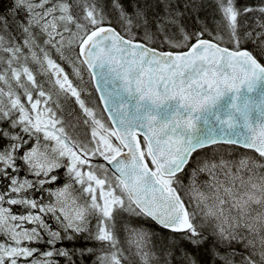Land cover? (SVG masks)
Segmentation results:
<instances>
[{
  "label": "snow or ice",
  "instance_id": "6c2138e0",
  "mask_svg": "<svg viewBox=\"0 0 264 264\" xmlns=\"http://www.w3.org/2000/svg\"><path fill=\"white\" fill-rule=\"evenodd\" d=\"M0 264H264V0H0Z\"/></svg>",
  "mask_w": 264,
  "mask_h": 264
}]
</instances>
